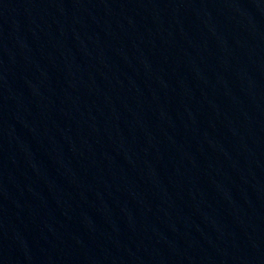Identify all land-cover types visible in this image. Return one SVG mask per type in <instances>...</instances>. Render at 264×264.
I'll use <instances>...</instances> for the list:
<instances>
[{"label":"water","instance_id":"95a60500","mask_svg":"<svg viewBox=\"0 0 264 264\" xmlns=\"http://www.w3.org/2000/svg\"><path fill=\"white\" fill-rule=\"evenodd\" d=\"M0 264H264V0H0Z\"/></svg>","mask_w":264,"mask_h":264}]
</instances>
